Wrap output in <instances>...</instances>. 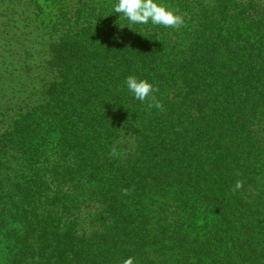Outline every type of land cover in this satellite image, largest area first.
Listing matches in <instances>:
<instances>
[{"label":"trees","instance_id":"1","mask_svg":"<svg viewBox=\"0 0 264 264\" xmlns=\"http://www.w3.org/2000/svg\"><path fill=\"white\" fill-rule=\"evenodd\" d=\"M1 2L0 65L40 86L0 93V264H264V0L134 29L115 0Z\"/></svg>","mask_w":264,"mask_h":264},{"label":"clouds","instance_id":"2","mask_svg":"<svg viewBox=\"0 0 264 264\" xmlns=\"http://www.w3.org/2000/svg\"><path fill=\"white\" fill-rule=\"evenodd\" d=\"M109 13L119 14L118 23L121 28L128 26L134 29V26L149 24L165 28H179L184 22L183 17L162 0H115L109 6ZM120 22L124 23L123 27ZM124 86L135 99L141 102L148 100L149 107L162 108V104L155 98V92L158 89L153 82L136 75H129L124 80ZM239 186L237 183L236 187ZM123 264H134V260L128 257Z\"/></svg>","mask_w":264,"mask_h":264},{"label":"rangeland","instance_id":"3","mask_svg":"<svg viewBox=\"0 0 264 264\" xmlns=\"http://www.w3.org/2000/svg\"><path fill=\"white\" fill-rule=\"evenodd\" d=\"M46 6H49V3L45 2L47 0H41ZM7 5L0 0V37L4 34L3 27L6 25L9 26V31L13 30L12 33H16L14 21L9 15H5L7 10H4ZM5 24V25H4ZM18 36V35H17ZM5 42L0 38V52L3 53V44ZM10 48V47H9ZM7 65L12 63L10 66L0 65V93L5 90L6 94L10 97L13 96V102H16L18 99L23 98L25 95H30L32 100H34V92L37 91V87L40 86L32 77H28L26 74L21 73L19 70L14 71V68H19L16 62L8 60ZM6 67L9 68V71H6ZM24 72V71H23ZM22 83V86H21ZM32 93V94H31Z\"/></svg>","mask_w":264,"mask_h":264}]
</instances>
